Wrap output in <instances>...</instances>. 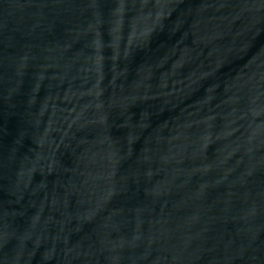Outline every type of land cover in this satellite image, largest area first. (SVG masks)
Segmentation results:
<instances>
[{"label":"water","instance_id":"95a60500","mask_svg":"<svg viewBox=\"0 0 264 264\" xmlns=\"http://www.w3.org/2000/svg\"><path fill=\"white\" fill-rule=\"evenodd\" d=\"M0 264H264V0H0Z\"/></svg>","mask_w":264,"mask_h":264}]
</instances>
